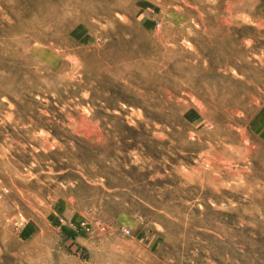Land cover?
<instances>
[{
  "label": "rangeland",
  "instance_id": "rangeland-1",
  "mask_svg": "<svg viewBox=\"0 0 264 264\" xmlns=\"http://www.w3.org/2000/svg\"><path fill=\"white\" fill-rule=\"evenodd\" d=\"M0 264H264V0H0Z\"/></svg>",
  "mask_w": 264,
  "mask_h": 264
}]
</instances>
